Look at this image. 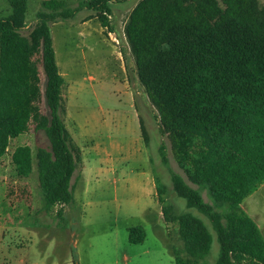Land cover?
<instances>
[{
	"label": "trees",
	"instance_id": "1",
	"mask_svg": "<svg viewBox=\"0 0 264 264\" xmlns=\"http://www.w3.org/2000/svg\"><path fill=\"white\" fill-rule=\"evenodd\" d=\"M126 1L82 0L70 7L67 0H43L24 36L28 0H5L0 158L23 134L45 138L34 151L22 145L11 154L19 179L35 175L42 201L36 215L47 217L56 207L74 204L82 168L81 150L63 120L64 79L49 25L86 10L108 27L112 5ZM123 34L137 80L156 111L158 132L168 139L186 180L169 168L163 143L158 147L161 165L187 209L210 222L219 246L215 264H264L263 236L241 208L264 183V0H138ZM154 183L164 222L177 227L181 245L171 248L174 264H207L211 233L190 213L174 215L165 205L164 187L156 178ZM144 238L142 227L128 230L130 244Z\"/></svg>",
	"mask_w": 264,
	"mask_h": 264
},
{
	"label": "rangeland",
	"instance_id": "2",
	"mask_svg": "<svg viewBox=\"0 0 264 264\" xmlns=\"http://www.w3.org/2000/svg\"><path fill=\"white\" fill-rule=\"evenodd\" d=\"M41 1L28 0L27 26L22 35L27 36L33 27ZM80 1L67 0L70 7ZM137 1L113 4L108 27H102L95 14L86 10L73 20L49 25L56 64L64 79L63 120L67 130L81 137L84 148L98 149L103 165L117 166L119 161L124 165L106 180L99 177L98 182L93 180L86 187L77 183V202L56 207L43 217L41 213L36 215L42 201L35 175L30 180L19 179L11 154L22 145L34 151L38 144L44 145L45 138L27 133L11 140L0 158V264H174L171 248L181 245L177 244V227L164 222L155 194L142 198L139 180H127L131 167L132 173L147 171L159 181L165 190V205L171 206L174 215L190 213L205 224L213 238L206 260L215 264L219 246L210 222L187 209L185 201L175 195L160 162L158 147L163 143L169 168L186 180L173 159L168 139L158 132L156 111L137 80L123 34ZM7 13L5 0H0V16ZM139 120L147 143L142 140L144 157L139 154L133 159ZM87 157L85 153L82 159L86 162ZM120 169L127 176H122ZM202 197L209 203L205 192ZM241 208L264 236V183L242 202ZM60 210L62 216L58 217ZM137 226L144 228L146 238L142 244H129L128 229Z\"/></svg>",
	"mask_w": 264,
	"mask_h": 264
},
{
	"label": "crops",
	"instance_id": "3",
	"mask_svg": "<svg viewBox=\"0 0 264 264\" xmlns=\"http://www.w3.org/2000/svg\"><path fill=\"white\" fill-rule=\"evenodd\" d=\"M60 74L63 77V74L61 72H60ZM65 116H66V113H65ZM139 129H140V123H139ZM69 134L72 137L73 141L76 143V145L80 148L81 157L84 156L85 153L88 154V157H87L88 159L86 162L82 159V168L80 171V179H79L78 183L84 184L86 187L87 185H91L93 180H96V182H98L99 177L105 179L107 177L114 176L115 174L118 173L117 172L118 169L123 167V165H124L123 161H121V162L119 161L118 164L116 163L117 166L115 165V163L111 164L110 166L103 165L101 162V159L99 158L100 153H99L98 149H95L92 147H90L89 149L84 148V146L82 145L81 137H79L78 135H73L70 132H69ZM142 140L143 139H142L141 130H140V134L138 135V137L134 141L135 145H136V150L134 151V158L133 159H135L137 157L135 155H139V154H140V158L144 157L145 146L143 144L144 141L142 142ZM117 149H116V151H119V152L121 151L120 148L117 147ZM116 162H118V161H116ZM133 168L134 167H131L132 170H133ZM132 170L130 171V176L127 178V180L129 182H133L134 179L139 180V182H140L139 186L141 188V197L145 198V197H148L152 194L156 195L153 175L148 174L147 171L146 172L136 171V173H132ZM119 172H121L122 176H123V174L125 176H127L125 170L120 169ZM74 202H77V198H76L75 194H74ZM257 227H258V225H257ZM131 228H134V227H131ZM131 228H129V229H131ZM143 230H144V228H143ZM144 232H145V230H144ZM260 232H261V230H260ZM262 236H263V234H262ZM145 238H146V233H145ZM145 238H144V240H145ZM263 239H264V236H263ZM142 243H140V244H142Z\"/></svg>",
	"mask_w": 264,
	"mask_h": 264
}]
</instances>
